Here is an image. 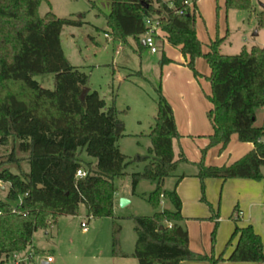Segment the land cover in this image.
<instances>
[{"label":"trees","instance_id":"16d2710c","mask_svg":"<svg viewBox=\"0 0 264 264\" xmlns=\"http://www.w3.org/2000/svg\"><path fill=\"white\" fill-rule=\"evenodd\" d=\"M43 1L48 0H0V147H11L7 160L0 162V180L10 185L7 201L0 199V264L27 250L38 230L50 228L60 217L76 216L81 205L89 218H114V181L127 176L133 163L149 162L142 173L132 175V189L135 192L143 180L156 182L149 202L157 207L165 197V180L178 166L173 142L179 133L161 90L149 154L130 160L120 151L117 143L123 134L115 133L121 123L118 111L107 108L97 91L89 90L81 98L89 76L71 65L62 47L64 27H81L84 22L52 12L42 17ZM88 1L97 7V0ZM186 1L193 2V7ZM108 7L107 23L114 40L127 43L134 38L139 43L148 32L146 19L157 17L167 42L189 58L191 69L199 57L208 62L213 90L209 119L214 129L210 147H227L233 135L254 145L229 166L200 165L199 178L262 180L264 127L257 125L256 112L264 108V47L229 56L220 52L219 39L203 53L196 32V0H108ZM226 7L249 10L252 0H226ZM259 24L264 26V12ZM48 74L54 76L53 90L35 80ZM83 154L94 162H85ZM79 170L86 172L85 178L76 177ZM177 185L167 194L174 211L134 218L133 254L122 250L121 226L116 223L115 257H132L139 264L218 263L191 250L188 231L181 225L184 217ZM234 237L238 242L228 261L264 264V243L253 226L237 227Z\"/></svg>","mask_w":264,"mask_h":264},{"label":"rangeland","instance_id":"374dc122","mask_svg":"<svg viewBox=\"0 0 264 264\" xmlns=\"http://www.w3.org/2000/svg\"><path fill=\"white\" fill-rule=\"evenodd\" d=\"M197 8L196 32L203 53L219 39L222 40L220 52L229 56L252 47H264V26L259 24L264 0H252L249 10H228L226 0H198ZM39 12L42 17L52 12L62 19L84 22L81 27H64L62 47L71 65L89 76V90L97 91L107 108L114 107L118 111L125 129L117 145L130 160L147 156L152 147L149 135L158 112V90L171 106L177 103L176 99H184L191 111V121L195 128L200 129L201 136L188 134L187 120L184 119L186 132H182L175 141L178 168L165 180L162 189L165 198L157 207L149 202L157 188L156 182L143 180L135 192L132 189V175L142 173L149 162L133 163L127 169V176L114 181L118 194L114 218L89 219L86 207L81 205L76 216L60 217L50 228L38 230L28 249L17 256L23 262L20 264H44L48 263V258L53 259L48 264H128L131 261L115 257L112 253L116 223L121 226L122 250L134 251L137 241L134 218L151 217L164 210L174 211L167 194L175 190L179 176L195 173L199 182V198L194 209L199 216L188 224L199 238L194 240V248L198 249L195 253L218 260L217 264H240L228 261V258L238 242V237H234L236 228L248 225L253 226L264 243V169L260 181L228 179L225 182L218 178H199L200 165L222 167L217 165L218 157L228 153L234 158L240 153L237 141L233 140L225 148L222 145L210 147V142L203 144L213 129L209 119L213 108L210 100L213 94L212 70L205 58H197L193 70L188 66L189 58L185 61L181 50L172 47L164 38H158L157 45L164 41L169 46L157 54L151 53L134 38H129L127 43L114 40L107 23L110 13L108 0H97V7L88 0H48L42 2ZM164 59L170 61L163 64ZM35 80L46 89H54L52 74L36 76ZM261 112L258 111L259 116ZM10 152V146L0 147V162L6 161ZM182 154L184 158L181 160ZM83 159L89 158L83 156ZM238 182H249L263 191L259 195L252 190L253 194L244 196L236 189ZM9 187L4 182L0 186L1 200L7 201ZM121 199L130 203L122 207ZM82 222H88V232L83 231ZM198 262L212 264L210 260ZM6 264H15V259L11 257Z\"/></svg>","mask_w":264,"mask_h":264},{"label":"crops","instance_id":"0c3cea01","mask_svg":"<svg viewBox=\"0 0 264 264\" xmlns=\"http://www.w3.org/2000/svg\"><path fill=\"white\" fill-rule=\"evenodd\" d=\"M197 2H198V0H196V5H197ZM257 35H258V33H256V36ZM107 38H109V37H107ZM157 41H158V39H157ZM143 42H145V36H142L140 38L139 43L143 47H146V45H143ZM166 46H169V44H166L163 41V43H161V45H159V52L163 51V49H165ZM208 50H209V48H208ZM208 50L205 53H207ZM184 60L186 61V57H184ZM176 101H177V103H174L172 105L174 107V109H173V107L171 105L170 106L173 109L175 123H176L177 131H178L179 135H182V132H186V127H187L188 134L201 136L200 129L198 127L195 128L196 125L194 123H192V121H191V113H190L191 111L188 110L187 105L184 102V99H183V101H181V100L179 101V100L176 99ZM259 110L262 111L261 112V116H259V114H258ZM259 110H257V112H256L257 125L260 126V127H264V108H261ZM177 112H180V114L178 115ZM179 116H183V118H179ZM184 119L187 120L186 127H185V125H183ZM213 133H214V129H212V132L208 135L209 139H205L203 141L204 145H206L207 143L210 142V136L213 135ZM231 140L237 141V143H238L237 144V148L239 149L240 153L238 154L237 157H234V158H233V155H228V153H226L224 156L221 155V157H218V163H217L218 166H229V165L233 164L234 162H236L238 158H241L240 156H243L244 154H246L247 152L251 151L254 148V145L252 143H242V142H240L237 135H233ZM175 141L176 140H174V142H173V149H174V153H175V157H176ZM198 154H199V152H198ZM83 156H87V155L83 154L81 156L82 159H83ZM84 161L85 162H94V160L91 159V158L85 159ZM177 168H178V166H177ZM196 176H197V173H195L194 175H182V176H179L178 177V182H177L178 185H177V189H176L177 190V194H178V196L180 197V199L182 201V215L184 217V221L181 222V225L184 228H186V230L188 231V234H189V246H190L191 250L194 251V252L198 251V249L194 248V240H199V238H197L196 234L192 233V231L190 230V227H188V224L190 223V220L192 221V219H194L197 216H199L198 211L196 209H194V207H196L197 200L199 198V182H198ZM242 180L246 181V180H250V179H242ZM224 181L226 182L228 180H224ZM236 189L238 191H240L241 194L244 195V196H248V195L253 194L252 190H256L259 193V195H260V193H262L261 191H263L262 187H260V189H262L260 191L258 189V186H255L254 184H251L249 182H238V183H236ZM117 196H118V194L116 193V195H115V203H116V200H117ZM115 203H114V208H115ZM241 215H243V214H241ZM249 220H250L249 223H251V219H249ZM248 226H250V225H248ZM203 244H204V241H203ZM124 252H126L128 254H133L134 251H124ZM20 253H17L16 255L18 256ZM122 259H127L128 261H131V262H127L128 264H139L137 259L132 258V257L131 258H122ZM134 261H136V262H134ZM181 264H202V263L198 262V261L197 262L196 261H185V262H182ZM240 264H257V263H240Z\"/></svg>","mask_w":264,"mask_h":264},{"label":"built area","instance_id":"2783aa9c","mask_svg":"<svg viewBox=\"0 0 264 264\" xmlns=\"http://www.w3.org/2000/svg\"><path fill=\"white\" fill-rule=\"evenodd\" d=\"M190 8L193 7V2H189L186 1L185 2ZM179 14H184L183 11H180ZM146 26L148 28V32L145 35V45L146 47L151 51V53L153 54H157L159 52V46L157 45V39L158 38H165V34L163 33L162 29H161V25H160V20L156 17V18H148L145 21ZM106 37H109L108 35H106ZM77 178H85L86 177V172H84L83 170H79L77 172ZM3 184V181L0 180V186ZM90 219V218H89ZM81 227L83 229L84 232H88L89 231V227H88V222H82L81 223ZM15 259V264H20L23 263L22 261L18 260V257L16 254H14L12 256ZM32 257V255H30V258ZM48 263L53 262L52 258H48ZM47 263V264H48Z\"/></svg>","mask_w":264,"mask_h":264},{"label":"water","instance_id":"95a60500","mask_svg":"<svg viewBox=\"0 0 264 264\" xmlns=\"http://www.w3.org/2000/svg\"><path fill=\"white\" fill-rule=\"evenodd\" d=\"M143 45H145V42H143ZM88 92H89V88H84V90L82 92V96H81V98L83 100L85 99V96L87 95ZM124 129H125L124 124L123 123H118L116 125V131H115L116 135L120 136L123 133ZM129 203H130V201L127 200V199H121L120 200V204H121L122 207L127 206ZM44 264H47V263H44Z\"/></svg>","mask_w":264,"mask_h":264}]
</instances>
